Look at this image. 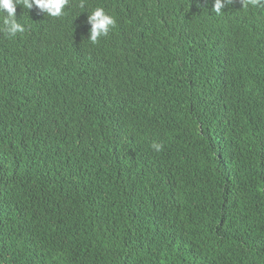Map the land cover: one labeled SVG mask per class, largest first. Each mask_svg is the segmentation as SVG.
I'll use <instances>...</instances> for the list:
<instances>
[{
    "label": "trees",
    "instance_id": "1",
    "mask_svg": "<svg viewBox=\"0 0 264 264\" xmlns=\"http://www.w3.org/2000/svg\"><path fill=\"white\" fill-rule=\"evenodd\" d=\"M214 2L17 6L0 264H264V7ZM91 6L116 19L96 44Z\"/></svg>",
    "mask_w": 264,
    "mask_h": 264
},
{
    "label": "clouds",
    "instance_id": "2",
    "mask_svg": "<svg viewBox=\"0 0 264 264\" xmlns=\"http://www.w3.org/2000/svg\"><path fill=\"white\" fill-rule=\"evenodd\" d=\"M69 0H0V32L5 33L9 37H16L25 31V26L16 19L17 6L31 10L33 6L38 8L44 14L51 17H60L64 14V9L68 5ZM233 3V0H215L212 6V12L220 15L222 9L226 5ZM243 7L251 6L253 8L264 7V0H242ZM83 0L81 7H83ZM88 11L87 21L90 23L89 40L92 44L99 42V38L107 37L112 28L116 25L114 16L105 12L103 7L92 6ZM152 148L159 152L162 145L153 143Z\"/></svg>",
    "mask_w": 264,
    "mask_h": 264
},
{
    "label": "bare ground",
    "instance_id": "3",
    "mask_svg": "<svg viewBox=\"0 0 264 264\" xmlns=\"http://www.w3.org/2000/svg\"><path fill=\"white\" fill-rule=\"evenodd\" d=\"M112 1H114V0H112ZM117 3V2H116Z\"/></svg>",
    "mask_w": 264,
    "mask_h": 264
}]
</instances>
